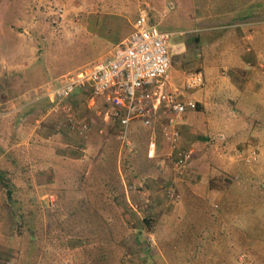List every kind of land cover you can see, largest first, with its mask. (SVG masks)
I'll return each mask as SVG.
<instances>
[{"label":"rangeland","instance_id":"obj_1","mask_svg":"<svg viewBox=\"0 0 264 264\" xmlns=\"http://www.w3.org/2000/svg\"><path fill=\"white\" fill-rule=\"evenodd\" d=\"M141 11L170 35L173 87L188 72L205 75L210 55L243 51V35L255 63H264V0H0V264H123L127 254L133 264H264L259 149L233 146L227 136L214 147L215 174L198 161L178 176L166 152L148 154L152 133L140 121L118 140L108 107L78 92L71 110L76 124L87 125L80 136L41 96L44 86L107 55ZM22 50L27 60L8 70ZM229 66L213 70L230 76ZM216 102L227 109L197 105L181 125L196 130L206 120L217 139L235 106L226 94ZM171 182L179 201L166 196ZM148 234L157 243L151 250Z\"/></svg>","mask_w":264,"mask_h":264},{"label":"built area","instance_id":"obj_2","mask_svg":"<svg viewBox=\"0 0 264 264\" xmlns=\"http://www.w3.org/2000/svg\"><path fill=\"white\" fill-rule=\"evenodd\" d=\"M169 36L147 23L142 12L132 23V30L118 42L107 55L90 62L85 67L69 72L54 86H44L41 96L49 100L52 111L64 113L66 127L82 136L87 125L75 122L71 101L78 92L87 93V99L94 103L101 100L110 112L106 120L112 119L117 126V138L127 141L128 126L132 121H140L146 128H152L164 119V136L170 146L166 156L171 158L176 175L182 176L192 159V151L179 147L177 124L186 112L195 110L197 103L188 94L201 89L205 76L201 70L188 72L178 87L168 81L171 67L168 52ZM247 51H251L249 47ZM263 57L262 54H258ZM255 66L264 74V63ZM61 125L57 126V130ZM156 147L149 144L151 157ZM169 201H179L174 183L165 189ZM148 248L157 243L154 235H147ZM123 264H133L132 256H124Z\"/></svg>","mask_w":264,"mask_h":264},{"label":"crops","instance_id":"obj_3","mask_svg":"<svg viewBox=\"0 0 264 264\" xmlns=\"http://www.w3.org/2000/svg\"><path fill=\"white\" fill-rule=\"evenodd\" d=\"M194 20L196 21V19ZM181 27L183 28L184 24H182ZM203 30L205 29L203 28L201 32ZM237 30L243 33L246 31H242L240 29ZM165 34L168 35V33ZM123 35H125L123 37L125 38L128 34ZM168 36L170 37V35ZM121 37H118V40L115 42L113 47L123 39ZM248 38L249 37L245 35L241 37V40H243L244 44L243 51L230 50V52L228 51L230 55L227 57H224L218 53L216 55H210L212 61L209 60L210 65L207 64L205 68L206 76L204 75V87L188 94V98L198 103V107L203 106L204 108L205 106H213L212 108L216 111V113L222 108L227 109V107H222L216 104L218 95L220 94H226L228 101H230L235 106L231 109L232 117L230 120H227V123H225L223 126L221 125L223 129L217 127L218 140L211 137L215 134L211 131V128L208 126L206 120L203 121V126L200 124L196 125V130H188L183 125H181L183 118L177 124V130L180 135L178 140L179 147L192 151V159L190 161L191 163L188 165L191 171H193V168H195L194 163L197 165L198 161H202L205 165H211V169L206 168L205 170H202L211 175L215 174L218 169H214L211 158H219V152L214 151V147H216L219 143H222V141H224L227 136L230 137L233 146H235V144L241 143V148L243 149L246 147L245 149L247 151H250L251 148L249 147L253 146L256 149H259L260 153L264 157V149L262 146V142H264V76L261 75L260 71L258 70L259 68L255 66L257 59V55L255 53L256 51H247L246 49L245 42ZM198 44L200 46V41ZM206 44H208V41L203 40L202 45L206 47ZM28 55V52L22 50L21 53H19V55L15 58V60L20 61V63L16 62L14 65H7L6 68L8 70L11 68H13L15 71L20 70V67L22 66L21 63L27 60ZM226 63L227 65L230 64L229 68H231L232 73H230V76H218V73L213 69L216 68V65L218 66L220 64ZM184 75L182 78H184ZM6 78L11 77L7 74ZM248 92H250L249 96H247ZM251 101L252 104H250ZM237 106L239 108L236 109ZM237 110L239 111L237 112ZM243 113H246L247 117L250 119L249 122L242 120L241 115ZM158 123L159 121L156 122L152 128H149L152 133L151 143H153L156 147L154 151V155L156 156H160V154L165 155V152L170 150V146L165 136H162L159 131H156ZM161 126L164 133L163 123ZM159 145L161 147H158ZM193 159H195L194 162H192ZM262 168L264 167L260 166L259 173L262 172L264 175V171H261ZM205 182L206 179H204L203 183ZM204 189V186H198V188L191 186L189 190L192 191V194L187 193L189 190H186V192L184 189L183 190L185 196H193L194 191Z\"/></svg>","mask_w":264,"mask_h":264}]
</instances>
